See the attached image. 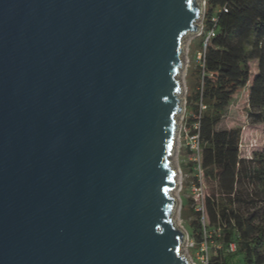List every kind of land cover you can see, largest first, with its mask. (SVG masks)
<instances>
[{"label":"water","instance_id":"1","mask_svg":"<svg viewBox=\"0 0 264 264\" xmlns=\"http://www.w3.org/2000/svg\"><path fill=\"white\" fill-rule=\"evenodd\" d=\"M199 0H0V264H190L172 167Z\"/></svg>","mask_w":264,"mask_h":264},{"label":"trees","instance_id":"2","mask_svg":"<svg viewBox=\"0 0 264 264\" xmlns=\"http://www.w3.org/2000/svg\"><path fill=\"white\" fill-rule=\"evenodd\" d=\"M211 31L214 36L207 40ZM198 47L204 62L192 73L196 83L189 85L185 130L200 136L208 223L204 228L200 203L190 197L189 235L199 245L205 230L220 233L221 249L209 264H264V146L243 158L241 128L223 126L234 95L249 86L251 65L258 63L247 115L264 129V0H206ZM188 167L193 185H201L196 162ZM232 243L233 253L228 251Z\"/></svg>","mask_w":264,"mask_h":264},{"label":"rangeland","instance_id":"3","mask_svg":"<svg viewBox=\"0 0 264 264\" xmlns=\"http://www.w3.org/2000/svg\"><path fill=\"white\" fill-rule=\"evenodd\" d=\"M202 6V16L198 25L200 29L196 33H191L184 40V54L182 56L183 65L178 77L182 84V113L178 116L179 129L177 133L174 154L171 157L172 167L176 171V189L173 191V197L176 199L174 210V221L176 226L185 232L186 240L182 245V254L189 260L190 264L196 262L197 249L191 247V238L189 235V223L193 220L187 200L192 197V174L189 170L188 163L191 160V153L188 150L187 133L185 130V121L189 116L186 110V98L189 94V85H195L196 78L193 70L201 64L198 56V47L200 35L203 32V18L206 8V0H199ZM253 76L257 75L260 70L258 63L251 65ZM253 77V78H254ZM253 78L249 86L239 90L233 97L229 114L223 121V126L227 128H241L242 139L240 145V154L243 158H251L254 152L261 151L264 146V129L263 125L253 123L247 115L248 104L251 96V88L254 85ZM206 193V190H205ZM184 218H187L185 220Z\"/></svg>","mask_w":264,"mask_h":264},{"label":"built area","instance_id":"4","mask_svg":"<svg viewBox=\"0 0 264 264\" xmlns=\"http://www.w3.org/2000/svg\"><path fill=\"white\" fill-rule=\"evenodd\" d=\"M213 36H214L213 31L209 32L207 36V40H209ZM198 56L200 61L203 63L204 53H198ZM200 109L201 111L204 110L205 106L201 104ZM186 138L188 143V150L192 155L191 160L193 162H196L197 164L196 171L200 177V182H201V185L192 186V197L196 202L200 203L197 210L202 212L201 221L205 228V226L208 223L205 206H204L207 189H206V185H203V181H202V170H201L202 147L200 143V136L187 135ZM219 238H220V233L218 231L207 232L205 230L204 240L202 241L201 244L197 245L193 240H191V247L197 249L196 258H195L196 262L194 264H209L211 255L216 253L219 249H221V244L218 241ZM228 251L232 253L235 252L236 244L234 243L230 244L228 247Z\"/></svg>","mask_w":264,"mask_h":264}]
</instances>
